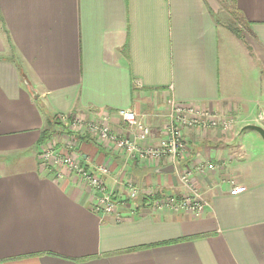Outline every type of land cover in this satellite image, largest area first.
Segmentation results:
<instances>
[{
  "label": "crops",
  "instance_id": "obj_1",
  "mask_svg": "<svg viewBox=\"0 0 264 264\" xmlns=\"http://www.w3.org/2000/svg\"><path fill=\"white\" fill-rule=\"evenodd\" d=\"M171 100L238 126L184 130L188 153L176 161L126 163L82 139L93 165L111 170L118 212H94L87 185L45 166L48 119L109 113L129 138L115 115L129 109L155 147ZM261 109L264 0H0V264H264V141L242 132ZM203 163L216 169L193 176L208 203L201 217L122 203L123 180L184 194L180 176ZM170 165L173 174L157 173ZM234 185L247 191L232 196Z\"/></svg>",
  "mask_w": 264,
  "mask_h": 264
},
{
  "label": "built area",
  "instance_id": "obj_2",
  "mask_svg": "<svg viewBox=\"0 0 264 264\" xmlns=\"http://www.w3.org/2000/svg\"><path fill=\"white\" fill-rule=\"evenodd\" d=\"M95 117L79 119L68 116H60L59 121L66 128L64 134L51 138L42 146V159L48 168H64L67 172L87 185L95 195L93 210L96 213L112 215L118 212L120 202L115 199L113 192L107 189L106 178L110 177L109 166L93 165L88 156L80 148V141L90 138L101 146L114 147L120 150L126 163L151 160L159 161L162 158H170L173 161L180 160L187 155V145L184 140V130L192 129L207 131L221 129L233 130L238 126V120L229 118L215 112H208L190 106H183L174 100L169 101L168 125L164 137L155 147H145L143 144L152 138V131L148 125L138 117L136 112L122 109L115 115L133 131L132 137H122L111 128L113 115L109 113H93ZM69 118V117H68ZM256 122L264 128V109L257 115ZM68 130V131H67ZM81 135L76 137V134ZM216 166L211 163H203L189 167L181 176V184L188 189L184 194L161 195L146 191L139 185L128 182L125 190L126 197L122 201L124 206L135 203L139 198H148L147 206L155 211L185 212L198 218L205 212L208 203L198 192L193 184L194 173L203 174L213 171ZM61 176V175H60ZM247 191L246 187L233 186L230 194L237 196ZM134 206V205H133ZM136 208H130L133 215Z\"/></svg>",
  "mask_w": 264,
  "mask_h": 264
},
{
  "label": "trees",
  "instance_id": "obj_3",
  "mask_svg": "<svg viewBox=\"0 0 264 264\" xmlns=\"http://www.w3.org/2000/svg\"><path fill=\"white\" fill-rule=\"evenodd\" d=\"M242 29H238V28H234V32L238 37H241L242 35ZM23 78L25 79L24 75ZM61 128V130L59 131L61 134H64L66 131V128L63 126V124L57 119V118H51L47 120V129H45L42 133H41V137H40V144L45 143L46 141H48L49 139L52 138L53 134L55 133V131H58ZM58 132V133H59ZM90 139V138H89ZM92 140V139H91ZM93 141V140H92ZM161 196L160 194H157V198ZM149 201L148 198L145 197H141L136 201L135 206H137V209H140L142 207H146L147 206V202Z\"/></svg>",
  "mask_w": 264,
  "mask_h": 264
},
{
  "label": "water",
  "instance_id": "obj_4",
  "mask_svg": "<svg viewBox=\"0 0 264 264\" xmlns=\"http://www.w3.org/2000/svg\"><path fill=\"white\" fill-rule=\"evenodd\" d=\"M244 131H255L256 133H258L261 136V138L264 141V128L261 126L249 124V125H246L245 127H243L242 132H244ZM174 172H175L174 165L167 166V167H165L163 169H159L157 171V173H159V174H173Z\"/></svg>",
  "mask_w": 264,
  "mask_h": 264
},
{
  "label": "rangeland",
  "instance_id": "obj_5",
  "mask_svg": "<svg viewBox=\"0 0 264 264\" xmlns=\"http://www.w3.org/2000/svg\"><path fill=\"white\" fill-rule=\"evenodd\" d=\"M240 25L242 26V24H240ZM237 26H238V25L235 24V27H236V28H237ZM238 29H239V30H240V29H243V26H242V28H238ZM61 116H68L69 118L67 117V119H69V120H72V119H73V118H71V117H72L71 115H61ZM91 117H95V115L91 114V116H90L89 118H91ZM57 119L59 120V118H57ZM253 125H258V123L256 122V123H254ZM126 126H127V125H126ZM127 127H128V126H127ZM128 128H129V127H128ZM129 129H130V128H129ZM130 130L132 131V129H130ZM67 131H68V130H67ZM132 132H133V131H132ZM75 134H76V133H75ZM55 136H56V135H55ZM80 136H81V135L76 134V137H80ZM52 137H53V136H52ZM122 166H123V165H122ZM109 169H110V168H109ZM110 171H111V170H110ZM125 173H127V172H125ZM110 176H111V175H110ZM106 179H107V178H106ZM123 181H124V183H123V186H124V187H123V188H125V190H127V187H126L125 184L128 183V182H125V180H123ZM125 190H122V191L125 192ZM145 190H146V189H145Z\"/></svg>",
  "mask_w": 264,
  "mask_h": 264
}]
</instances>
